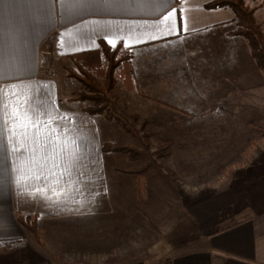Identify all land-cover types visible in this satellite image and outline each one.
<instances>
[{
    "label": "crops",
    "instance_id": "0c3cea01",
    "mask_svg": "<svg viewBox=\"0 0 264 264\" xmlns=\"http://www.w3.org/2000/svg\"><path fill=\"white\" fill-rule=\"evenodd\" d=\"M211 1L0 0V243L28 235L17 215L35 216L42 232L41 223L62 212L86 214L92 203L93 170L100 169L109 121L61 96L60 81L49 76V56L94 50L99 40L127 44V91L182 112L201 113L235 92L263 89L264 75L246 41L233 33L232 10L206 8ZM245 2L264 31V0ZM192 237L185 250L167 252L158 264H264V208Z\"/></svg>",
    "mask_w": 264,
    "mask_h": 264
},
{
    "label": "rangeland",
    "instance_id": "374dc122",
    "mask_svg": "<svg viewBox=\"0 0 264 264\" xmlns=\"http://www.w3.org/2000/svg\"><path fill=\"white\" fill-rule=\"evenodd\" d=\"M45 60L49 76L61 83V96L85 107L72 99L83 90L67 74L72 61ZM127 90L117 79L107 95L111 118L97 116L109 121L103 140L136 153L103 152L100 169L93 170L87 213L62 212L41 223L42 243L28 233L15 240L13 251L0 253V264H107L130 258L158 264L167 252L185 250L192 236H206L246 210L264 208V87L235 92L201 113L147 104ZM153 133L172 142L166 145Z\"/></svg>",
    "mask_w": 264,
    "mask_h": 264
},
{
    "label": "trees",
    "instance_id": "16d2710c",
    "mask_svg": "<svg viewBox=\"0 0 264 264\" xmlns=\"http://www.w3.org/2000/svg\"><path fill=\"white\" fill-rule=\"evenodd\" d=\"M206 8L228 7L234 14L235 35L241 36L246 41L249 52L257 67L264 75V31L254 17V7L246 4L245 0H213L205 5ZM74 64V68H66L67 74L73 77L83 87L74 100L88 101L82 111L88 115H103L110 119L107 111V95L113 90L117 79L127 89H131V50L122 44L114 48L104 41H98V47L94 50L82 51L64 57ZM249 122V120H248ZM158 141L166 145L172 142L171 138L161 136L159 133L152 134ZM103 152L136 153L126 144L104 140L101 143ZM132 157V156H131ZM128 172H136L130 170ZM17 222L28 231L32 239L41 244L38 232L37 219L33 215H17ZM216 232L212 231L207 235ZM15 240H8L0 245V253L13 251ZM163 264H171L166 259Z\"/></svg>",
    "mask_w": 264,
    "mask_h": 264
},
{
    "label": "snow or ice",
    "instance_id": "6c2138e0",
    "mask_svg": "<svg viewBox=\"0 0 264 264\" xmlns=\"http://www.w3.org/2000/svg\"><path fill=\"white\" fill-rule=\"evenodd\" d=\"M106 42H107L109 45H111L113 48L115 47V42H114L112 39H108ZM125 46L127 47L128 45L125 44ZM66 118H67L66 116H65V117H62V119H66ZM38 127H39V122H36V123L33 124V128H38ZM57 127H59L58 124H57ZM10 131H12V130L10 129ZM16 135H17V132H16V131H13V136H16ZM24 137L27 138V133H26V132L24 133ZM12 150H13L14 152L18 151V149H17V147H16L15 144H13V148H12ZM52 175L54 176L55 173L53 172ZM36 179H37V180H45V181H46V180H47V177H45V176H43V175H39V176L36 177Z\"/></svg>",
    "mask_w": 264,
    "mask_h": 264
}]
</instances>
